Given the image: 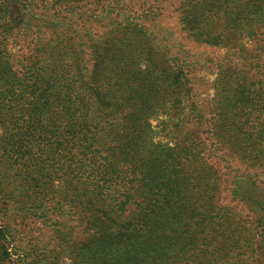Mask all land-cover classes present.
<instances>
[{"label": "trees", "instance_id": "16d2710c", "mask_svg": "<svg viewBox=\"0 0 264 264\" xmlns=\"http://www.w3.org/2000/svg\"><path fill=\"white\" fill-rule=\"evenodd\" d=\"M24 1L6 0L5 10L0 15V127L3 131L0 160L2 168L7 165L13 167L14 172L24 173L28 181L26 186L31 182V187L36 189L39 181L51 187L53 181L58 180L61 190L54 197L47 195L45 198L38 193L37 197L27 196L26 199L17 194L11 198V192L7 194L6 190H0V202H9L13 210L38 213L46 222L56 213L74 215V201H97L88 202L92 206L88 209L92 212L94 208L101 215L91 222L94 239L84 242L78 263L138 264L136 256L148 251L146 239L152 242L158 235L162 240L168 239V228L162 226L159 230L160 225L155 230L151 226L142 228L144 223L156 211L161 215L169 211L171 199L181 197L185 183L199 180L197 169L186 174L191 165L202 163L212 167L222 161L221 157L213 156L217 147L216 135L220 140H231L236 139L237 134L228 137L221 130L226 127V121L221 120L219 130L210 125L198 130V126L194 132L183 134L174 147L156 142L147 110L155 108L156 104L135 99L133 85L128 88L125 85L136 72L138 75L155 73L158 66L149 59L146 71H140V58L137 57V64L131 62L128 54L117 47L119 40H111L110 46L102 42L92 45L95 56L93 47L101 45L104 52L102 57L94 59L95 83L89 84L75 73L79 70L80 58L74 50L60 46L57 40L46 43L44 50L41 48L42 52L35 53L30 60L31 65L24 67L15 54L5 53L7 51L1 45L14 29L13 4L23 10ZM180 5L183 30L204 44L233 45L238 42L246 24L264 29V0H182ZM135 23L134 30L141 32L144 24ZM49 43L53 46L49 47ZM64 60L70 62V66H66L70 75L64 72ZM252 68L262 72L261 77L254 78L259 88L249 96V106L243 111L240 122L235 121L229 114L233 111L227 109L229 119L234 121L227 130L240 134L249 126V138L254 132L259 143L247 144L253 146L249 154L257 152L264 156V61L254 58ZM168 71V87L171 94H175L172 104L181 105V99L191 98L190 80L185 70ZM113 78L114 85L108 86ZM142 82L140 87L143 86L144 94H147L149 80ZM125 95L127 99H123ZM187 99L189 110H195ZM202 151H207L209 157ZM196 193L206 194L209 199L213 192L196 188ZM136 198L140 200L134 206V221L126 222L128 215H124L128 205ZM177 207L185 209L182 203ZM106 219L111 225L106 224ZM54 224L59 227L56 232L61 239L71 238V230L66 229L67 220ZM14 241L10 225L1 226L0 264H43L35 254L17 252L19 248L13 245ZM149 251L151 255H162L164 260H158L159 264H172L165 261L172 253L168 246L162 244L159 249ZM179 251L185 254L183 247ZM200 251L209 254L208 249ZM258 251L255 248L249 255L248 247L236 244L219 250L223 258L227 257L226 261L186 263L188 259L183 257L179 264H264V259H257Z\"/></svg>", "mask_w": 264, "mask_h": 264}, {"label": "rangeland", "instance_id": "374dc122", "mask_svg": "<svg viewBox=\"0 0 264 264\" xmlns=\"http://www.w3.org/2000/svg\"><path fill=\"white\" fill-rule=\"evenodd\" d=\"M5 1L0 0V15L5 10ZM181 1L25 0L23 10L13 4L11 13L14 29L1 45L7 51L5 53L15 54L25 67L31 65L30 60L35 53L42 52L41 48L44 50L46 43L57 40L60 46L75 51L80 59L79 70L74 71L89 84L97 82L93 75L94 59L102 57L101 53H104L101 45L98 48L93 47L96 56L92 53V45L97 42L110 46L111 40H119L120 44L123 40L124 44L118 43L117 47L123 49L134 64L138 62L137 57L140 58V71H146L151 59L152 64L158 66L155 73L138 75L136 72L131 75L130 83L125 87L133 85L135 99L156 104L155 108H147L149 124L156 133V142L174 147L183 134L185 136L194 132L198 126V130L206 125L212 128L215 126L219 130L221 120L227 124L221 130L227 133L228 137L237 134V138L220 140L216 135L217 147L213 156L221 157L222 161L212 167L202 163L191 165L186 174L197 169L199 180H189L185 183L181 197L171 199L169 211L162 215L156 211L150 220L144 223L142 228L151 226L155 230L159 225V230L162 226L168 228V239L162 240L160 235L155 236V240L152 238V242L146 239L145 246L148 251L140 257L136 256L137 263L159 264L158 260H164L162 255H151L149 250H155L156 247L159 249L162 244L172 250L165 259L172 264H179L183 257L188 259L186 263L226 261L227 257L223 258L219 250L236 244L248 247L249 255L257 248V259L262 260L264 156L257 152L249 154L253 146L249 147L247 144H259L254 132V136L249 138V126L240 134L228 132L234 121L229 119L227 109L233 111L229 114L235 121L240 122L243 111L249 106V96L253 90L259 88L254 78L261 77L262 72L253 69L252 63L254 58L264 61V29L246 24L238 42L233 45L213 46L201 43L189 37L187 31L183 30L178 10ZM135 22L144 24L141 32L134 30ZM48 46L52 47L53 44L49 43ZM63 64L64 72L72 74L66 67L70 66V62L64 60ZM168 69L173 72L185 70L187 73L191 98L186 99L193 103L195 110H189V103L184 98L186 103L181 99V105L172 104L175 94H171L172 90L168 87ZM145 79L149 80L146 83L147 94H144L143 86L140 87L143 84L141 80ZM114 83L113 78L108 86ZM127 98V95L123 97ZM2 133L0 127V138ZM202 152L209 157L207 151ZM1 162L0 160V174L4 173L6 176L0 175V190H6L7 194L11 192V198L14 194L25 199L29 196L37 197L38 193L41 197L46 198L48 195L50 198L61 190L58 180H54L51 187L39 181L36 189L31 187V182L26 186L28 181L24 173L14 172L13 167L7 165L2 168ZM53 177L58 178L55 174ZM196 188L207 192L212 190L213 193H210L208 199L206 194L196 193ZM33 191L35 193L31 194ZM139 200L136 198L128 205L124 215H128L126 222L134 221V206ZM88 202L97 203L84 199L79 200V203L74 201V215L56 213L54 216L50 215L45 222L38 213L34 215L29 214L30 211L13 210L10 209L9 202L1 201L0 227L10 225L15 238L13 245L19 248V253L23 251L35 254L43 264H79L78 256L84 242L94 239L91 222L101 215L94 208L91 212L88 207L92 206ZM181 203L185 206L183 210L177 207ZM208 205L209 208H206ZM65 220L68 226L66 229L72 232L67 241L61 239L60 234L56 232L59 227L54 224ZM106 221L107 225H111L109 220ZM181 247L184 249V255L179 251ZM121 248L123 249V244ZM206 249L209 250L208 255L200 251Z\"/></svg>", "mask_w": 264, "mask_h": 264}]
</instances>
